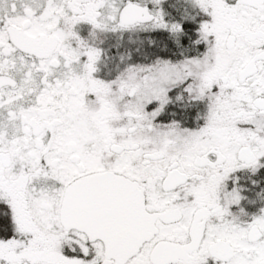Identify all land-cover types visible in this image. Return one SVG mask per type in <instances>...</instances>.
Wrapping results in <instances>:
<instances>
[{
	"label": "snow or ice",
	"instance_id": "obj_1",
	"mask_svg": "<svg viewBox=\"0 0 264 264\" xmlns=\"http://www.w3.org/2000/svg\"><path fill=\"white\" fill-rule=\"evenodd\" d=\"M0 264H264V0H0Z\"/></svg>",
	"mask_w": 264,
	"mask_h": 264
}]
</instances>
